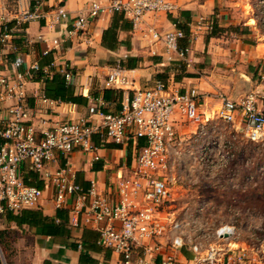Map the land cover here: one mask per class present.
Returning <instances> with one entry per match:
<instances>
[{
  "label": "built area",
  "instance_id": "obj_1",
  "mask_svg": "<svg viewBox=\"0 0 264 264\" xmlns=\"http://www.w3.org/2000/svg\"><path fill=\"white\" fill-rule=\"evenodd\" d=\"M25 1L0 0V220L9 212L40 208L45 192L50 191L57 210L68 208L69 199L76 198L69 208L70 225L96 230L99 245L116 256L110 264H182L178 256L184 247L194 253L190 264H253L254 260L255 264H264V255L254 252L252 256L250 251L236 247L235 227L210 229L197 227L196 221L190 226L183 217L170 212L176 178L169 174V169L176 163L184 166L175 158L180 157L187 140L186 135L179 133V126L192 125L193 135L205 140L210 123H235L236 113L240 112V124H244L247 136L254 142L260 141L264 138V111L258 108L256 94H247L239 102L219 95L222 106L213 118L202 112L201 94L196 88L182 92L163 81L134 90L118 113L105 114L100 107L93 106L89 111L99 117L98 123L90 118L53 123L41 116L43 107L38 109L30 104L29 85L38 76L44 83L58 72L68 84H73L74 74L64 50L67 45H74L77 36H86L104 12L122 13L136 29H141L149 16L173 14L174 0H113L106 8L90 1L75 16L63 8L46 12L43 2L36 1L34 9L30 5L18 6L16 16L11 17L9 6ZM39 20H45L51 28L63 24H70L71 28L49 41L41 38L43 49L37 61L12 59L19 53L17 40L24 46L32 43L27 25ZM199 27L212 32L215 24L202 19ZM144 31L181 58L189 52L179 50V41L185 38L181 30L161 33L148 27ZM50 56L52 61L42 67L40 61ZM106 85L129 89L130 80L121 65L111 68ZM40 100L48 106L57 103L44 92ZM95 136L103 144L133 143L131 166L119 170L112 184L117 201L100 194L96 182L88 190L76 183L70 158L79 151L92 155L94 162L99 161ZM207 147L208 144L204 151ZM60 159L65 165L54 167ZM24 171L36 174L44 189L28 185ZM178 180L181 181L180 177ZM0 264H6L1 252Z\"/></svg>",
  "mask_w": 264,
  "mask_h": 264
},
{
  "label": "crops",
  "instance_id": "obj_2",
  "mask_svg": "<svg viewBox=\"0 0 264 264\" xmlns=\"http://www.w3.org/2000/svg\"><path fill=\"white\" fill-rule=\"evenodd\" d=\"M36 1L43 2L46 12L63 8L75 16L90 1L99 2L106 8L113 0H26L21 5L9 6V15L16 16L18 6L30 5L34 9ZM174 2L176 10L173 14L149 16L141 29H136L122 13L104 12L86 36H77L74 45L69 44L64 50L65 60L74 74L73 84H68L58 72L44 83L38 76L29 85L30 104L38 109L43 107L41 116L53 123L78 118H90L98 123L99 117L89 111L93 106L100 107L105 114L118 113L134 90L149 88L157 81H163L180 88L182 92L196 88L201 94L200 106L206 117L213 118L221 108L219 95L239 102L247 94H256L258 108L264 111V83L259 81L264 61V36L253 10L250 11L253 6L247 0ZM202 19L214 22L212 32L199 27ZM148 27H154L161 33L183 31L185 38L179 41V50L187 49L188 54L181 58L176 52L169 51L163 42L146 35L144 30ZM67 28H71L70 24L51 28L45 20L31 22L27 25V33L32 43L24 46L17 40L19 53L11 58H19L26 63L37 61L43 49L41 38L49 41ZM52 59V56L44 58L40 61L41 66H47ZM117 65L126 71L130 80L129 89L119 90L106 85L107 75ZM54 76L58 77L52 85H65V98L73 97V101L47 96L46 84ZM42 92L57 103L43 104L40 100ZM240 120L241 114L237 112L235 123L221 122L238 127ZM186 126L187 129L184 128ZM191 132H195L192 125L179 126L180 134ZM94 141L101 157L99 161L94 162L92 155L79 151L70 158L76 183L88 190L91 183L96 182L100 194L117 201L112 184L119 170L131 166L133 143L128 146L103 144L99 136H95ZM139 144L144 145V141ZM64 165L65 161L60 159L54 167ZM24 179L28 185L44 189V183L36 174L24 171ZM75 200V197L70 198L68 208L57 210L51 192L46 191L40 208L21 213L9 212L0 220L3 236L11 234L15 238L13 245L18 252L15 264H110L116 258L109 249L99 245L96 230L83 225H70L69 208ZM10 216L18 219H11ZM235 245L242 250L251 249L245 241L237 240ZM179 253L178 259L182 264H190L194 259V253L188 247L182 248Z\"/></svg>",
  "mask_w": 264,
  "mask_h": 264
},
{
  "label": "rangeland",
  "instance_id": "obj_3",
  "mask_svg": "<svg viewBox=\"0 0 264 264\" xmlns=\"http://www.w3.org/2000/svg\"><path fill=\"white\" fill-rule=\"evenodd\" d=\"M247 1L254 8L247 6L250 11L253 10L258 28L264 36V0ZM261 67L259 81L264 83V61ZM210 124L205 140L195 137L192 132L185 136V147L180 157L175 158L184 166L176 163L169 169V174L176 178L170 212L183 217L190 226L192 221H196L194 225L197 227H235L237 240L247 242L251 247L249 251L258 252L262 257L264 138L252 141L243 130L244 124L238 127L221 121ZM207 144L208 149L204 151ZM172 156H175V152H172ZM14 239L11 234L0 236V252L6 264H15L18 252L13 245Z\"/></svg>",
  "mask_w": 264,
  "mask_h": 264
},
{
  "label": "trees",
  "instance_id": "obj_4",
  "mask_svg": "<svg viewBox=\"0 0 264 264\" xmlns=\"http://www.w3.org/2000/svg\"><path fill=\"white\" fill-rule=\"evenodd\" d=\"M58 76H54L52 78V80L48 81L47 82V86H46V93H47V96L50 97V98H53V99H57L58 97H60L62 100L63 99H66V100H70V101H73L74 98L73 97H69V98H65V95H66V88H65V85L62 84V87L59 86V87H55V85H52L55 80L57 79ZM53 81V82H52ZM52 85V86H51ZM46 96V97H47ZM142 145V144H141ZM11 219H18L16 217L13 218V216H10ZM0 236H3L2 232H0Z\"/></svg>",
  "mask_w": 264,
  "mask_h": 264
}]
</instances>
